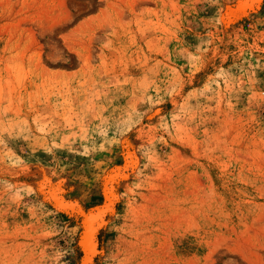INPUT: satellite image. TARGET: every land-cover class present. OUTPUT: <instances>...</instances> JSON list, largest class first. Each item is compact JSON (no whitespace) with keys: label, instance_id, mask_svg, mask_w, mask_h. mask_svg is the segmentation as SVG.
I'll return each instance as SVG.
<instances>
[{"label":"rangeland","instance_id":"374dc122","mask_svg":"<svg viewBox=\"0 0 264 264\" xmlns=\"http://www.w3.org/2000/svg\"><path fill=\"white\" fill-rule=\"evenodd\" d=\"M86 223L90 264H264V0H0V264Z\"/></svg>","mask_w":264,"mask_h":264},{"label":"bare ground","instance_id":"6f19581e","mask_svg":"<svg viewBox=\"0 0 264 264\" xmlns=\"http://www.w3.org/2000/svg\"><path fill=\"white\" fill-rule=\"evenodd\" d=\"M55 198L58 204L60 205V207H63L65 205L64 200L61 197L55 195ZM98 220H100V218L96 219L95 221L98 222ZM85 227L86 230L85 233L83 234L80 244L84 253L83 264H90L91 260L96 254L98 244L95 239L96 231H94L92 224L88 226L86 223Z\"/></svg>","mask_w":264,"mask_h":264},{"label":"water","instance_id":"95a60500","mask_svg":"<svg viewBox=\"0 0 264 264\" xmlns=\"http://www.w3.org/2000/svg\"><path fill=\"white\" fill-rule=\"evenodd\" d=\"M95 210H97V208H95L92 212H94ZM90 214H92V213H90ZM90 214H89V215H90ZM81 253H82V252H81ZM82 255H83V253H82Z\"/></svg>","mask_w":264,"mask_h":264},{"label":"trees","instance_id":"16d2710c","mask_svg":"<svg viewBox=\"0 0 264 264\" xmlns=\"http://www.w3.org/2000/svg\"><path fill=\"white\" fill-rule=\"evenodd\" d=\"M79 250V249H78Z\"/></svg>","mask_w":264,"mask_h":264}]
</instances>
